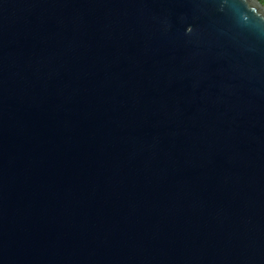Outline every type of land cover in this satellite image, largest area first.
Wrapping results in <instances>:
<instances>
[{
    "label": "water",
    "instance_id": "obj_1",
    "mask_svg": "<svg viewBox=\"0 0 264 264\" xmlns=\"http://www.w3.org/2000/svg\"><path fill=\"white\" fill-rule=\"evenodd\" d=\"M0 264H264V5L0 0Z\"/></svg>",
    "mask_w": 264,
    "mask_h": 264
},
{
    "label": "trees",
    "instance_id": "obj_2",
    "mask_svg": "<svg viewBox=\"0 0 264 264\" xmlns=\"http://www.w3.org/2000/svg\"><path fill=\"white\" fill-rule=\"evenodd\" d=\"M262 5H264V0H258Z\"/></svg>",
    "mask_w": 264,
    "mask_h": 264
}]
</instances>
